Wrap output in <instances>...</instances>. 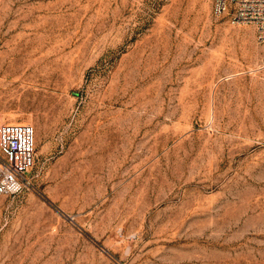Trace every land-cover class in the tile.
<instances>
[{
	"label": "rangeland",
	"instance_id": "374dc122",
	"mask_svg": "<svg viewBox=\"0 0 264 264\" xmlns=\"http://www.w3.org/2000/svg\"><path fill=\"white\" fill-rule=\"evenodd\" d=\"M214 0H0V120L36 129L0 264H264V43Z\"/></svg>",
	"mask_w": 264,
	"mask_h": 264
},
{
	"label": "built area",
	"instance_id": "2783aa9c",
	"mask_svg": "<svg viewBox=\"0 0 264 264\" xmlns=\"http://www.w3.org/2000/svg\"><path fill=\"white\" fill-rule=\"evenodd\" d=\"M231 10L232 22L253 24L258 42L264 43V0H214L215 14ZM35 149L34 125L0 121V195H21L31 187Z\"/></svg>",
	"mask_w": 264,
	"mask_h": 264
},
{
	"label": "bare ground",
	"instance_id": "6f19581e",
	"mask_svg": "<svg viewBox=\"0 0 264 264\" xmlns=\"http://www.w3.org/2000/svg\"><path fill=\"white\" fill-rule=\"evenodd\" d=\"M1 121V120H0ZM13 122H17V121H13Z\"/></svg>",
	"mask_w": 264,
	"mask_h": 264
}]
</instances>
